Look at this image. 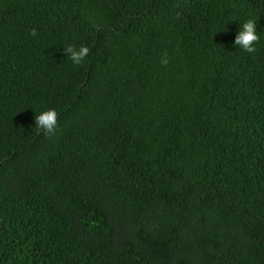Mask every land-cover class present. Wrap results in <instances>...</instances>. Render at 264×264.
Here are the masks:
<instances>
[{"label":"trees","instance_id":"obj_1","mask_svg":"<svg viewBox=\"0 0 264 264\" xmlns=\"http://www.w3.org/2000/svg\"><path fill=\"white\" fill-rule=\"evenodd\" d=\"M0 264H264V0H0Z\"/></svg>","mask_w":264,"mask_h":264},{"label":"clouds","instance_id":"obj_2","mask_svg":"<svg viewBox=\"0 0 264 264\" xmlns=\"http://www.w3.org/2000/svg\"><path fill=\"white\" fill-rule=\"evenodd\" d=\"M31 35L35 37L37 31L33 29ZM259 41L260 36L257 30V23L253 19H248L240 25L234 40V45L238 46L244 52L255 53L257 51L256 45ZM64 51L67 58L74 65H81L90 55V48L83 44L79 47L76 45H67L64 47ZM162 63L166 64L167 60H163ZM58 127L57 110L49 108L36 114L35 129L38 135L42 133L44 136L51 138L55 136Z\"/></svg>","mask_w":264,"mask_h":264}]
</instances>
